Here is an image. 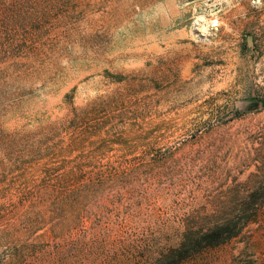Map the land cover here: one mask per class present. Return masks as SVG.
<instances>
[{"label": "rangeland", "instance_id": "374dc122", "mask_svg": "<svg viewBox=\"0 0 264 264\" xmlns=\"http://www.w3.org/2000/svg\"><path fill=\"white\" fill-rule=\"evenodd\" d=\"M30 11L55 24L31 29L19 19ZM263 100L264 0H0V206L39 199L55 189L42 169L80 156L126 172L135 162L137 183L106 187L116 197L93 198V212L133 208L140 235L180 233L230 188L264 183ZM97 217L45 264H150L124 233L94 229ZM180 264H264V207Z\"/></svg>", "mask_w": 264, "mask_h": 264}, {"label": "trees", "instance_id": "16d2710c", "mask_svg": "<svg viewBox=\"0 0 264 264\" xmlns=\"http://www.w3.org/2000/svg\"><path fill=\"white\" fill-rule=\"evenodd\" d=\"M19 19L26 21L31 29L55 24L49 11H42L39 15L30 11ZM4 21H8V18L5 17ZM43 147H38L36 153H40ZM86 158L80 156L79 160L74 159L71 162L75 164L52 176L50 169H42L40 183H55V189L39 193V199L14 201L0 206V247H3L0 250V264H45L50 258V262L53 261L54 257L49 254L51 249L54 251L65 234L72 233L95 214L99 218L94 229L99 227L106 233L111 230L124 233L125 250L141 246L146 251L144 260L150 264H180L207 248L220 246L239 235L247 225L257 221L264 207V183L248 184L250 189L244 188L243 191L230 188L227 199L219 201L220 209L217 212L181 218L186 225L184 231H161L151 238L144 237L127 221V216L134 212L133 208L130 213L115 211V217H108L107 221L104 214L93 212L91 208L93 198H98L99 207H103L108 196L116 197L112 192L106 193V187L137 183L138 164L129 162L131 171L126 172L114 162L98 165ZM146 164L144 166L150 170L149 164ZM201 188L200 183L195 185L193 199L197 198L195 192ZM103 259L109 258L103 255Z\"/></svg>", "mask_w": 264, "mask_h": 264}]
</instances>
